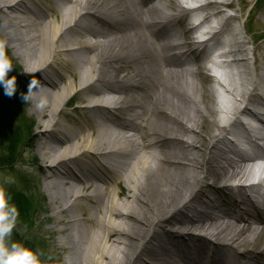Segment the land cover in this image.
I'll return each instance as SVG.
<instances>
[{
	"label": "bare ground",
	"instance_id": "6f19581e",
	"mask_svg": "<svg viewBox=\"0 0 264 264\" xmlns=\"http://www.w3.org/2000/svg\"><path fill=\"white\" fill-rule=\"evenodd\" d=\"M181 2L0 0L6 45L37 70L18 79L42 85L23 161L41 172L64 264H264V206L225 183L264 167V152L231 155L220 137L209 140L239 103L264 104L254 92L264 88V54L232 32L228 0H206L197 9L206 22L225 18L211 38L226 33L233 45L220 62L224 100H212L209 54L193 41L197 29L182 26L191 12Z\"/></svg>",
	"mask_w": 264,
	"mask_h": 264
},
{
	"label": "rangeland",
	"instance_id": "374dc122",
	"mask_svg": "<svg viewBox=\"0 0 264 264\" xmlns=\"http://www.w3.org/2000/svg\"><path fill=\"white\" fill-rule=\"evenodd\" d=\"M231 9L228 14L235 15L237 25L243 34L246 35L249 43L248 50L255 48V55L264 54V0H228ZM248 13V16H247ZM247 16V18H246ZM246 21V22H245ZM185 23V22H184ZM243 23H246L247 33L243 30ZM184 27L185 24H182ZM0 40L5 41L1 32L0 25ZM252 52V49H251ZM6 53L11 59L13 68L8 73V76H15L16 78V95L8 98L4 95V90L0 87V135H10L15 130H22V124H30L28 131L20 132L21 139L17 142L15 162L10 166H0V183L11 185L16 189L25 192V195L30 200V208L32 218L35 223L32 227H24L17 217L15 227L10 236V242H19L26 247L32 248L36 252L42 264H64L63 256L65 252L58 246L59 235L51 232V221L47 220L50 215L49 201L46 193L42 187L41 172L37 169L26 170L23 156L25 149L30 145L33 150L35 140L31 138L33 134L37 133L39 129L36 125L38 117L31 110L32 101L22 102L19 98L20 93L27 92L29 82L19 81L18 76L25 70L20 60L13 54L12 49L6 45ZM252 55V54H250ZM58 66V65H57ZM257 69L264 67V63L260 62L256 65ZM212 81L206 77L205 85L211 93L212 100H215L214 88L211 85ZM81 97L79 94L70 99L69 106L80 104L77 98ZM64 115L67 117L78 118L80 115L69 107L62 108ZM63 117V116H61ZM217 129L216 123L212 126L210 139L213 140ZM30 136V137H29ZM183 193L179 195L181 197ZM91 206V204H86ZM264 236H262L263 240ZM262 243V242H260Z\"/></svg>",
	"mask_w": 264,
	"mask_h": 264
},
{
	"label": "clouds",
	"instance_id": "9594fccd",
	"mask_svg": "<svg viewBox=\"0 0 264 264\" xmlns=\"http://www.w3.org/2000/svg\"><path fill=\"white\" fill-rule=\"evenodd\" d=\"M13 65L6 53V41L0 40V87L4 90V95L12 98L16 95V78L8 76ZM36 69L26 68V73H33ZM41 83L38 79L32 78L27 86L26 93H20L22 102H27L32 98L34 90L39 91ZM46 97L41 96L36 104L38 109L46 106ZM19 216L16 206L9 202V197L3 187H0V264H42L38 254L30 247H26L19 242H10V236Z\"/></svg>",
	"mask_w": 264,
	"mask_h": 264
},
{
	"label": "trees",
	"instance_id": "16d2710c",
	"mask_svg": "<svg viewBox=\"0 0 264 264\" xmlns=\"http://www.w3.org/2000/svg\"><path fill=\"white\" fill-rule=\"evenodd\" d=\"M0 99H3L2 95H0ZM28 127H30V124L28 125L23 122L21 131L18 129L13 131L10 135H0V166H10L15 162L17 142L22 137L20 132H27ZM0 187L5 189L9 197V202L14 204L18 209V218L21 224L26 228L32 227L35 223V219L32 218L31 203L29 198L25 195V192L11 185H6L5 183H0Z\"/></svg>",
	"mask_w": 264,
	"mask_h": 264
}]
</instances>
